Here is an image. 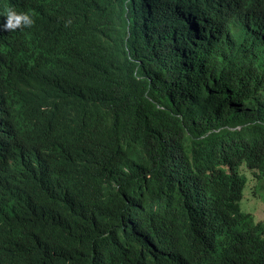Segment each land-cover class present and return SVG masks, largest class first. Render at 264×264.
I'll list each match as a JSON object with an SVG mask.
<instances>
[{
  "label": "trees",
  "instance_id": "trees-1",
  "mask_svg": "<svg viewBox=\"0 0 264 264\" xmlns=\"http://www.w3.org/2000/svg\"><path fill=\"white\" fill-rule=\"evenodd\" d=\"M9 8L0 264H264V0Z\"/></svg>",
  "mask_w": 264,
  "mask_h": 264
},
{
  "label": "rangeland",
  "instance_id": "rangeland-1",
  "mask_svg": "<svg viewBox=\"0 0 264 264\" xmlns=\"http://www.w3.org/2000/svg\"><path fill=\"white\" fill-rule=\"evenodd\" d=\"M241 173L246 176V183L239 201L240 211L250 213L255 221H260L264 226V189L259 186L256 178L248 176L245 170H241Z\"/></svg>",
  "mask_w": 264,
  "mask_h": 264
},
{
  "label": "clouds",
  "instance_id": "clouds-1",
  "mask_svg": "<svg viewBox=\"0 0 264 264\" xmlns=\"http://www.w3.org/2000/svg\"><path fill=\"white\" fill-rule=\"evenodd\" d=\"M33 22L34 21L30 13L9 8L4 16L3 24H0V28L12 31L20 28L21 26L30 27Z\"/></svg>",
  "mask_w": 264,
  "mask_h": 264
}]
</instances>
